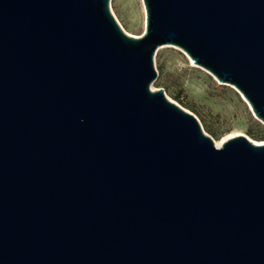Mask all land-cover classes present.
I'll use <instances>...</instances> for the list:
<instances>
[{"label": "water", "instance_id": "95a60500", "mask_svg": "<svg viewBox=\"0 0 264 264\" xmlns=\"http://www.w3.org/2000/svg\"><path fill=\"white\" fill-rule=\"evenodd\" d=\"M0 0V264H264V145L218 148L153 91L159 48L264 124V0Z\"/></svg>", "mask_w": 264, "mask_h": 264}, {"label": "rangeland", "instance_id": "374dc122", "mask_svg": "<svg viewBox=\"0 0 264 264\" xmlns=\"http://www.w3.org/2000/svg\"><path fill=\"white\" fill-rule=\"evenodd\" d=\"M110 9L125 34L133 37L144 35L146 8L143 0H110ZM154 61L158 77L151 90H164L168 100L192 113L216 143L222 145L245 136L258 145H264V124L255 117L236 88L222 85L174 46L159 48ZM180 93L179 103L176 97ZM249 132L262 141L252 139Z\"/></svg>", "mask_w": 264, "mask_h": 264}, {"label": "trees", "instance_id": "16d2710c", "mask_svg": "<svg viewBox=\"0 0 264 264\" xmlns=\"http://www.w3.org/2000/svg\"><path fill=\"white\" fill-rule=\"evenodd\" d=\"M176 100H177V102H179L180 100H181V93L176 97ZM180 103V102H179ZM212 134H213V132H211ZM249 136L252 138V139H254V140H256V141H259L260 139H262V138H259L257 135H254L253 133H251V132H249ZM260 141H262V140H260Z\"/></svg>", "mask_w": 264, "mask_h": 264}, {"label": "bare ground", "instance_id": "6f19581e", "mask_svg": "<svg viewBox=\"0 0 264 264\" xmlns=\"http://www.w3.org/2000/svg\"><path fill=\"white\" fill-rule=\"evenodd\" d=\"M247 102V101H246ZM250 106V105H249ZM223 145V144H222ZM221 144H219V143H216V146L218 147V148H220L221 146H222Z\"/></svg>", "mask_w": 264, "mask_h": 264}]
</instances>
